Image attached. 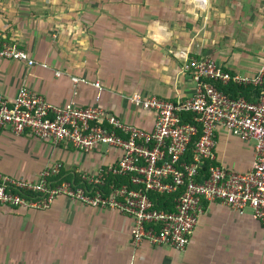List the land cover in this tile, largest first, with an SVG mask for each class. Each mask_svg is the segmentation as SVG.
<instances>
[{"label":"crops","instance_id":"obj_1","mask_svg":"<svg viewBox=\"0 0 264 264\" xmlns=\"http://www.w3.org/2000/svg\"><path fill=\"white\" fill-rule=\"evenodd\" d=\"M0 44L15 45L36 61L0 57L1 96L13 100L26 86L52 105H96L152 131L155 111L130 96L191 97L196 80L184 68L187 61L213 58L221 70L243 76L260 71L264 0H0ZM250 88L244 94L253 99ZM215 139L210 163L231 172L253 167L256 139H242L222 124ZM120 156L107 144L86 151L28 130L0 131V175L14 178L37 180L56 162L66 175L96 174ZM202 204L184 250L135 245L133 217L115 208L66 196L45 209L0 204V264H264V226L251 211L217 200Z\"/></svg>","mask_w":264,"mask_h":264},{"label":"built area","instance_id":"obj_2","mask_svg":"<svg viewBox=\"0 0 264 264\" xmlns=\"http://www.w3.org/2000/svg\"><path fill=\"white\" fill-rule=\"evenodd\" d=\"M0 57L36 63L27 51L11 44H0ZM184 68L196 80L193 95L184 101L138 92L130 96L135 105L155 111L152 131L127 125L96 105H52L26 86L13 100L0 95V131L10 126L17 134L28 130L38 138L86 151L98 144L121 150L116 163L96 174L66 175L63 163L56 162L37 180L0 175V204L45 209L56 197L66 196L92 207L115 208L133 217L135 245L148 242L179 250L189 244L204 199L221 201L240 213L251 211L264 226V64L254 76L221 70L213 58L187 61ZM219 82L252 86L259 93L253 99L232 97L217 87ZM93 84L102 88L98 81ZM189 115L192 120H184ZM220 124L242 139L257 140L256 161L246 172L212 164L208 177L201 179L206 160L216 158ZM123 178L127 181L117 182ZM151 193L175 195L174 208H160Z\"/></svg>","mask_w":264,"mask_h":264},{"label":"trees","instance_id":"obj_3","mask_svg":"<svg viewBox=\"0 0 264 264\" xmlns=\"http://www.w3.org/2000/svg\"><path fill=\"white\" fill-rule=\"evenodd\" d=\"M217 87L226 92L227 94H229L232 97H239V96H245L248 99H252L250 98V96H247L246 94H244L247 91V88L249 86H243V85H239L236 84L234 82H231L229 84H222V83H217ZM250 92L255 91L257 94L259 93V90L257 88H250L249 89ZM184 120L186 121H191L192 120V116H186L184 117ZM191 154H188V157H190ZM211 164H213V162L211 161V163L209 162V160H206L205 162V166L202 169V174H201V179H205L208 177L209 175V167L211 166ZM115 179L113 177L109 178V181H114ZM127 178H123V179H118V183H122V182H126ZM151 198L155 201V203L157 204V206L163 208V209H173V195H167V194H158V193H151L150 194Z\"/></svg>","mask_w":264,"mask_h":264}]
</instances>
